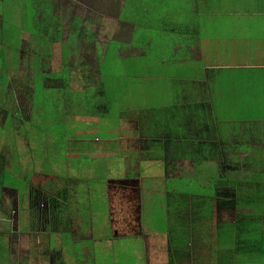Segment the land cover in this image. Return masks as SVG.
<instances>
[{"label": "rangeland", "instance_id": "1", "mask_svg": "<svg viewBox=\"0 0 264 264\" xmlns=\"http://www.w3.org/2000/svg\"><path fill=\"white\" fill-rule=\"evenodd\" d=\"M105 1L107 2L103 4L105 7L103 16L96 15V19L93 17L100 24L99 29L98 23L95 24L89 35L84 34L81 42H69L70 49L61 50L50 49L51 43L52 45L56 44L55 42H49L48 44L47 40L48 49L43 53V56L40 55L39 51H33V45H30L28 46L29 50L19 51V67L16 70H10V74L7 73L8 70L0 73L4 75V83L0 85V118L5 116L4 110H6L15 112L14 115L19 113V118L13 116L21 122V124H15L13 132L11 131L13 130L12 123L8 119L3 121L0 119V128H4L0 130V229L14 235L13 238L7 241L10 245H13V252L30 251L31 248L41 252L38 264H46V261L48 262L55 254H57L56 264H95L97 262L95 253L100 250L101 252L108 249L111 251L116 250L112 248L114 245L120 246L119 249L121 247L126 248L124 237L136 239L137 236H146L150 233L151 236L153 235L151 238H155L156 232L153 230L152 224L141 227L140 224L142 223L154 224L156 222L158 225L160 219H162L161 221L169 229L174 228L179 220L185 219L187 228L192 229L193 219L190 210L193 197L190 195L177 197V194L169 192L184 190L190 194L202 191L211 193V189L206 187L212 185V175L217 172H222L223 175H227L231 179L233 173L238 170L237 176L245 179L251 178L254 181L260 179L259 171H264V161L252 165L251 168L248 165L245 170L237 169L234 165L239 167L243 165L234 163L232 155L227 153V148L221 147L216 144L217 142H209L212 147H206L202 145V142L193 143L190 141L194 140L182 137L180 141H177L182 144L181 147L172 144L175 134L172 131L170 120L173 115L166 116L164 122L159 124L156 134H149L143 128L136 126L137 122L132 120L135 115H130V113L137 112L136 107L156 108L167 106L174 101L179 90H186L185 85L188 90H194L195 84L193 83L195 80H202V76L200 72L192 73V70L187 67L165 66L162 64L163 62H170V56L175 45L182 44L189 36L185 37V34L181 31L169 27L166 24V19L156 25L146 21L147 25L151 24L153 26L151 29L159 28L155 32L158 33V36L157 38L154 37L153 47L146 48V45L141 43V46L131 48L129 41L135 26L122 20L123 9L121 13L117 0H114L113 3L111 0ZM170 2L174 5V8H177L175 4L182 3L180 0H171ZM137 3L135 2L132 5L131 11L134 10ZM41 9H47L49 13H53L48 9L47 4L41 5ZM24 13L25 31L31 34L41 31L42 36H48L51 29L48 24H44L46 21L42 20L40 24L36 23L37 12H35L32 0L24 2ZM106 14L108 16L104 17ZM247 24H249L248 21ZM251 26L258 27L259 24L255 22V26ZM239 27H244V24L241 23ZM247 27L245 26V28ZM137 34L141 37L143 31ZM137 34L135 40L140 42L141 39L137 38ZM190 37L193 38V35H190ZM64 40H66L65 37ZM155 42H158V44L155 45ZM151 50L154 51L151 52ZM58 52L61 53L59 61ZM106 55L107 58L104 62L111 63L115 74H117L116 77H113L116 80L109 84L110 92L114 91V87L120 88V113L124 112V114H121L118 125H116L113 117L102 120L100 125L105 123L108 128L111 127L108 131L112 133V137H109L106 133L108 128L100 129L96 134V138L93 137L94 140H89L91 144L89 147L94 149L97 143V152L108 154L110 157L117 155L116 169L112 170L113 173L119 174L120 172V174L117 175L118 177L105 180L103 179L104 174L110 175V171H105L96 178L89 176L87 179L90 183H88L87 180H84L86 178L81 179L78 177V172L74 171V175L70 173L73 168H71V163L68 161L60 166L58 170L53 165L56 173L59 171L64 175L66 174L67 177L62 176L59 178V175H50L46 172L51 171L50 156L55 155L57 158H62L66 156V153L69 158L78 156L77 150L81 148V143L85 140L84 137H81L82 134L79 133V128L82 126L78 122L82 121V117H84L80 114L86 112L90 115V111L94 112L95 110L89 108L91 105L85 108V97L75 95L72 92L69 94L68 89H62L63 95L67 97L63 100V107L67 114L64 122L61 123V127H59L60 120L55 118V114L58 115L62 100L50 104L49 108L42 107L46 96L49 95L45 89L42 95L38 94L36 96L35 108L32 110V93H30V90L33 80L36 79L37 73H41V71L43 74L46 71L47 74H52V69L58 62L59 73L57 77L64 80L67 77L64 75L67 74V70L75 68L81 70L85 67L88 68V66L91 68L93 64H100ZM207 61L210 63L218 62L215 59H207ZM224 72L233 71L225 70ZM179 77L188 79L186 82L183 81L184 79L179 82ZM104 81L108 84L106 80ZM209 81L212 90L214 87H218L215 86L214 82H220L216 79ZM98 82L102 85L100 75ZM61 84L60 82H49V86L52 88L59 87L58 89H60ZM132 100H135V105L132 104ZM114 104L115 102L113 106ZM47 110L50 119L44 115ZM141 111L144 113V109H141ZM150 117L155 119L160 116ZM138 123L141 124V120ZM63 128H65V131ZM163 128L164 137L161 136ZM49 133L56 136L55 145L47 142L50 141L46 138ZM131 139L135 142L137 140L142 142L137 151L138 155L133 156L130 149L126 148L125 141ZM145 139L157 144H164L165 147L158 145L156 148L153 145L154 160L160 168L147 167L144 170L145 176H137L135 171L130 172L133 170V165L139 166V162L132 165L130 159L134 157L136 161L137 156H139L140 159L144 160L141 163L147 164L150 162V157L144 147ZM203 142L206 143V141ZM8 147L10 148L8 149ZM50 147H52V151H50ZM217 151H220V153H217ZM255 152L256 150H252L250 154L253 155ZM263 155L261 153L258 157L264 160ZM221 158L222 163H217V168H214L215 163L211 161ZM179 159L187 167V171L189 170L192 174L188 172L186 174L187 178H176L174 186H169L168 189L165 178L178 176ZM165 165L172 169L167 174L165 172L168 169ZM201 167L204 169L201 170ZM174 168H178V171ZM85 171L83 170V172ZM162 173L165 176L158 178V175ZM85 175H87V172H85ZM200 182H204L206 187H204L205 185L202 186ZM197 184L200 188L197 187ZM171 187L176 190L171 191ZM199 189L201 190L198 191ZM95 193H99V195L96 196ZM220 196L217 193L212 202H204L206 208L203 210L202 216L206 223L199 228V234L204 241V247L213 248V252L207 251V253L214 255V261H217L215 257L217 254L218 258L219 252L216 249L223 247L219 233L226 239V245H229L232 249L236 237H240L239 239L246 240L242 243L243 250L257 253L261 233L264 232V219L253 222V225L250 226L249 223L248 225L238 223L235 227L223 226L216 219V210L223 213L226 210L224 206L231 207L235 201V196L223 195L221 198ZM217 200L220 201L218 205H215ZM221 203L223 204L221 205ZM244 212L248 216L252 215V220L257 218L253 209H247ZM248 220L249 217L243 223ZM136 222L140 225L139 227L136 226ZM23 224L26 227L25 234H21L23 231H20ZM249 232L254 236L252 240L247 239L245 236ZM64 234L68 235L69 242L64 239ZM191 234L189 232V235ZM144 238H150V236ZM191 242L193 241L189 238L187 248L191 246ZM3 247L8 248L10 246L6 244V241H3ZM152 248L157 253L165 252L166 245L154 239ZM48 249L52 252L51 257L45 255ZM234 249L238 250L237 247ZM69 251H72V253L69 254ZM79 254L80 257H78ZM189 255L190 253H187L186 257ZM244 262L264 264V256H249L244 259Z\"/></svg>", "mask_w": 264, "mask_h": 264}, {"label": "crops", "instance_id": "2", "mask_svg": "<svg viewBox=\"0 0 264 264\" xmlns=\"http://www.w3.org/2000/svg\"><path fill=\"white\" fill-rule=\"evenodd\" d=\"M25 1L0 0V65L7 61L6 70H8V74H10V70H16L19 67V51L23 49L29 50L28 46L30 45H33V51H39L41 56L48 49L47 40L48 44L49 42H55L56 44L52 45L51 43L50 49L69 50V42H72L73 39L64 40L65 34L72 30L76 34L75 27H78V31L82 32L81 34L89 35L95 24L98 23L95 20L96 15L99 17L103 16L105 9L103 4L107 2L105 0H32L35 12H37L36 23L40 24L44 20L46 21L44 24H48L51 29L48 36L44 37L41 35V31L32 34L25 31ZM111 1L112 3L114 2V0ZM126 1L117 0L121 13ZM138 1L147 0H132V4ZM162 1L168 2V0ZM180 1L182 3L176 4V7L186 3V0ZM43 4H47L48 9L53 11V13H49L47 9H41ZM192 6V11L188 15L190 21L188 22V27L178 30L185 34V37H189H186L182 44L175 45L174 51L170 56V62H163L162 64L165 66L187 67L192 70V73L200 72L202 80H195L193 83L195 84L194 90H188L185 85L184 88L186 90H179L174 101L167 106L136 108L137 112L130 113V115H135L136 117L134 116L132 120L137 122L136 126L143 128L149 134H156L159 124L164 122L166 116L173 115L170 120L172 131L175 134L172 144L181 147L182 144L177 141H180L182 137L194 140L190 141L193 143L202 142V145L206 147H212L209 142H217L216 144L227 148V153L232 155L234 163L243 165L241 167L234 165V167L245 170L250 165L251 168L252 165L264 161L258 157L259 154H264V0H193ZM177 15L180 16L179 14ZM107 16L106 14L104 17ZM164 16L168 17V15ZM132 19L135 18L133 17ZM162 19L164 20L163 17L160 16L159 18L157 15L152 18L156 23ZM148 20H144V23L146 24ZM247 21L249 24H247ZM255 22L259 24L258 27L251 26H255ZM241 23L244 24V27H239ZM230 25L231 27H229ZM99 26L100 24L98 23V29ZM245 26L248 27L245 28ZM134 31L135 28L129 41L131 48L139 47L142 43L141 40L140 42L135 40L136 34H134ZM190 35H193V38ZM54 36H57V38L58 36L62 37L55 41ZM43 37L44 39H42ZM148 42L146 41L142 45H146V48L150 47L147 44ZM207 59H215L218 62L210 63ZM225 70L233 72L225 73ZM3 79L4 75L0 74V85L4 83ZM178 79L179 82H181V79L186 82L188 78L179 77ZM213 79L220 80V82H214L215 86L218 87H214L212 90L209 80ZM187 84L189 83L187 82ZM30 93H32V108L33 89L30 90ZM141 109H144V113ZM4 112L5 116H3L4 119L3 117L0 118L1 121L7 120V116L15 114V112L6 110ZM121 114H124V112H121ZM14 116L19 118V113ZM14 116L13 119L17 120L18 124H21ZM150 116L160 117L154 119ZM140 120L141 124L138 123ZM163 133L164 128L161 136ZM89 140L93 139L85 138L81 143V148L86 146L85 142L89 147L91 145ZM202 140L206 141L207 144ZM66 141L68 142V139ZM131 143L133 146L139 147L142 142L140 140L135 142L131 139V142H128V148L131 147ZM96 145L94 150L98 148ZM153 145L165 147L164 144H157L145 139L144 147L150 157V162L152 160L151 156L154 155L149 148ZM81 148L77 150L78 154L82 150ZM252 150H256L253 155L250 154ZM137 151L138 148L130 150L133 156L138 155ZM217 153H220V151H217ZM107 157L112 158L108 154ZM130 161L132 165L139 162V166L133 165L132 167L137 176H145L144 170L147 167L154 168L150 162L147 164L141 163L144 160L140 159L139 156H137L136 161L134 157ZM180 162L183 163L179 159L178 172H187V167L182 169L181 166H184V163L181 164ZM211 162L217 166V163H222V158ZM237 171L235 172L237 173ZM168 172L169 170H166L165 174ZM219 173L217 172L216 174ZM165 174L158 175V178L164 177ZM259 178V180L253 181L251 178L245 179L241 177L242 180H245L238 184L243 191H247L246 187L251 184L259 185L262 182L264 184V171H259ZM223 180L219 178L208 186L212 187L211 193H209L211 197L192 196L193 202L190 211L192 212L193 222L190 233L194 234L193 236H196V238L194 241L192 240L193 242L188 248L187 243H184L182 250L177 253V259H175L173 254H170L169 242L173 239L170 230L167 228L166 231L158 230L157 228L160 225L154 222V224L142 223L140 225L141 227H146L152 224L153 230L156 232L155 238H151L153 235L151 236L150 233L146 234V236H137L136 239L124 237L126 239V248L121 247L119 249L118 247L120 246L114 245L112 248L116 250L111 251L108 249L104 252L100 250L98 254L95 253L97 262L100 258L102 264H252L251 262H244L245 258L251 256L250 251L248 250L249 252L246 253L240 251L243 248L242 243L246 241L245 239L236 237L237 239L233 245L238 250H235L226 245V239L219 233L223 247L216 249L219 252V256L217 258L216 254L215 259L217 261L215 262L214 255L207 253V251L213 252V248H205L204 241L200 238L199 228L206 223V220L200 216L201 212L206 208L204 202H207V200L212 202L217 193L221 196H235L234 203L231 207L225 205L224 208L226 210L223 213L216 210L218 223L226 227H235L238 223L241 225H248V223L253 225V222H259L257 219L252 220L253 216H248L244 212L247 209H252L248 206L246 199L237 198V193L233 191L234 189L225 184ZM7 189L9 190V188ZM187 195L189 196V194ZM207 195L205 194L204 196ZM177 197H185V194L178 193ZM219 201L217 200L215 205H218ZM239 201H241L240 204L243 206H240ZM248 217L249 220L243 223ZM185 221V219L179 220L174 228L180 232L184 229H189ZM140 225L136 222L137 227ZM22 227H24V224L20 228V231H23L21 234H25L26 227L23 229ZM13 236L6 230L0 229V264H38L41 252L35 251L34 248H31L30 251L20 250L13 252V245L7 242ZM149 236L150 238H144ZM245 236L248 238L247 234ZM154 239L161 241V244L165 243V252L157 253L152 250ZM3 241H6V244L10 247H3ZM98 248L100 249V246ZM23 251L27 253L26 256ZM187 253H190V255L186 257ZM45 255L51 257V250L48 249ZM56 255L52 256L48 262L46 261V264H56ZM78 257H80V254ZM101 262H98V264H101Z\"/></svg>", "mask_w": 264, "mask_h": 264}, {"label": "trees", "instance_id": "3", "mask_svg": "<svg viewBox=\"0 0 264 264\" xmlns=\"http://www.w3.org/2000/svg\"><path fill=\"white\" fill-rule=\"evenodd\" d=\"M171 0H168V2L162 1V0H147V1H143L140 2L138 1V3L136 4V6L134 7V10L131 11V7L133 2L132 0H127L125 2L124 8H123V13H122V20L123 21H127L132 23L135 26V31L134 34L140 33L143 31V34L141 37L138 36L137 34V38L140 39L141 38V42L142 43H146V41H149L148 44L150 46V48L153 47L152 43L154 41V37L157 38L158 33H155L156 29H159L158 27H155V29H151L153 28L151 24L156 25L157 23L153 22L152 18L157 15L161 17H163L164 19H166V24L177 30H182L183 28L188 27V22L189 21V13L190 11H192V4H193V0H186L185 4L180 5V7L174 8L173 4L170 2ZM176 5V4H175ZM158 12V13H156ZM177 14H179L180 16H178ZM164 15H168V17L164 16ZM170 16V17H169ZM135 19H132V18ZM149 17V18H148ZM149 19L148 21L151 23L150 25L147 26V24L144 23V20ZM163 20V19H162ZM161 20V21H162ZM160 22V21H159ZM77 33L74 34V30H72L71 32L69 31V33L65 34V39H73L72 43H74L75 41L81 42V40L83 39L84 34H81L82 32L78 31V27H75ZM62 36H54L55 41H57V39H60ZM160 37V36H159ZM158 43V42H157ZM154 43V44H157ZM60 46V45H59ZM154 50H151V52H153ZM61 53L58 52L57 57H58V61H59V57H60ZM107 58V55L103 58L102 62L100 64H93L91 68L85 67L81 70H79L78 68L75 69H69L67 70V77H65V79L63 80V78L59 79L58 76V63L55 64V67L52 69V74H47V71L44 72V74L40 72L37 73L36 79L33 80L32 83V88L33 89V104H32V110L35 108V99L36 96L38 94L42 95L44 90H47V93H49V95L46 96L44 103L42 104V107H46L49 108L50 104L52 105L54 102H56L57 100H62L61 105L59 106L58 109V115L55 114V118L59 119V127H61V123L64 122V118L66 116V110H64L63 107V100L67 99V97L65 95H63L64 93L62 89H68L69 90V94H71V92L75 95H79L81 97H85L86 102H85V108H87L88 105H91L89 108H94L93 110H95L94 112L90 111V115L87 114L86 112H83V114L80 115H84V117H82V121L78 122L80 123V125L82 127H84L83 129L79 128L80 131L79 133L82 134L81 137L86 138V139H95L96 138V134L97 132L100 131V129H105L108 128V126L105 123H102V125H100L102 120H105L107 118H111L113 117V119L116 122V125H118V123L121 120V102L119 103V93H120V88H116L114 87V91L110 92V88H109V84H111L112 82H114L116 79L113 77H116L117 74H115L114 70H113V65L109 62H104ZM7 62V61H6ZM6 62L4 64L0 65V73L6 71ZM79 66V65H78ZM84 67V66H81ZM89 70H91L89 72ZM70 74V75H69ZM100 75V79H101V84H99L98 82V78ZM67 80H70L69 82H66ZM106 80L108 82L105 83ZM50 81H54L56 83H62L60 86V89L58 88H52L49 86V82ZM44 82V84H43ZM82 82V83H80ZM102 86V89H101ZM113 93V94H112ZM76 99V98H75ZM132 104L135 105V100H132ZM115 102L114 106L113 103ZM138 108V107H136ZM73 109V108H72ZM115 109V110H114ZM56 111V110H55ZM44 115L50 119L49 115V111L47 110L46 112H44ZM103 116H105L103 118ZM11 123H12V128L15 126V124H18L17 120L13 119V116H7V118ZM84 121H86L87 123H85ZM104 122V121H103ZM14 123V125H13ZM66 123V121H65ZM63 126V125H62ZM64 127V126H63ZM111 127H109L106 130V133L109 137H112V133H110L108 130ZM4 129L3 127L0 128ZM14 129L11 130L14 132ZM63 130L65 131V128H63ZM60 134V133H59ZM95 137V138H93ZM46 138H48L50 141H47L49 144L52 143V145L56 144V136H52L50 133L49 135L46 136ZM54 140H53V139ZM131 142V140H128V142ZM128 142L127 140L125 141L126 143V148L128 149ZM66 143V142H65ZM85 147L81 148L82 150L80 151V153L78 154V156H73V157H67V153L66 156H63L62 158H57L54 156H50L49 160L52 163L51 166V171H46L48 172L50 175H59V178L63 177H67L66 174H62L61 172L58 171V173H56L55 168L53 165L56 166L57 170L60 166H62L65 162H70L71 163V168L72 171L70 172L71 174L74 175V171L78 172V177L81 179L84 178H88L90 177H98L100 176V173L105 172V171H110V175L104 174L103 179L108 180L110 179L112 176L116 177L119 174H115V172L113 173L112 169H116V164L118 161V156L112 157V158H108L107 155L105 154H101L99 152H97L96 150L98 148L92 149V147H88V144H86L85 142ZM14 147V145H13ZM12 147V148H13ZM10 147H8L9 149ZM139 147L133 146L131 143V147L129 148L131 149H137ZM157 148V147H156ZM151 151L153 152V146L150 148ZM50 151H52V147H50ZM66 151V150H65ZM52 154V152H50ZM92 157V158H91ZM91 158V161H90ZM151 158L153 160H151L150 163H152L153 167H159L157 165V163L154 160V156H151ZM88 159V160H85ZM116 161V162H114ZM190 162V161H188ZM192 162H196V161H192ZM119 164V163H118ZM203 164V163H202ZM166 169L168 170H172L170 169V167L168 165H165ZM181 168L186 169L185 166H181ZM214 168H217L216 165L214 166ZM174 169H178V168H174ZM204 168L201 167V170H203ZM45 170V169H44ZM83 170H86L85 172H87V175H85V172H83ZM66 171V170H65ZM64 171V172H65ZM135 170L133 169L130 173H133ZM178 171V170H176ZM63 172V173H64ZM189 172V170L184 173L182 172H178V176L176 177H170L167 179V177L165 178V183L167 188L169 189V186H174L175 184V179H181V178H187L186 174ZM190 173V172H189ZM21 174V172H20ZM192 174V173H190ZM49 175V176H50ZM56 177V176H55ZM221 178L223 180V182L227 183V182H231L230 184H227L229 187H232L235 193H237V198L242 199L245 198L248 206H250V208H252L255 211L256 214V219L258 221L264 219V184L263 182L261 184H251L249 187H246L247 191H243L240 187V185L238 183H240L242 181L241 177L237 176V173L234 172L233 173V177L231 179L228 178L227 175H223L222 172H220L219 174H213L212 175V181L211 184H213L215 182V180ZM88 181V179H87ZM92 181V180H91ZM88 183H90L88 181ZM202 184V186H204V182H200ZM197 187L200 188V186ZM206 187V185L204 186ZM204 187H201L202 189ZM211 189L212 187H206ZM171 191H175V188H170ZM201 189H199L198 191H200ZM171 193H181V194H189L190 196H198V197H211V195L209 193H204L202 192H198V193H187V191L181 190L179 192H171ZM96 196L99 195V193H95ZM207 196H204V195ZM244 194H248V195H244ZM97 199V198H96ZM207 202H209V200H207ZM241 201H239L240 204ZM240 206H243L240 204ZM200 216L203 218L202 216V212L200 214ZM160 226H158V230H162V231H166V226L165 224L160 221ZM250 226V224H249ZM170 232H171V236L173 237V239L170 240L169 242V249H170V254H173L175 256V259H177V253L179 251L182 250L184 243H187L186 245L189 246V238H191L193 241L195 240L196 236H193L194 234L189 235L190 232V228L189 229H184L181 232L176 229V228H169ZM64 239L66 241L69 242L68 240V235L64 234L63 235ZM254 238L253 234H251L249 232L248 234V238L249 240H252ZM258 247V251L257 253L251 251L249 252L248 250H243L240 249V251H242L243 253L249 252L251 254V256H255V255H261L264 256V232L261 233V240H260V246ZM72 248V247H71ZM255 248V247H253ZM72 252V251H69ZM98 254V252L96 253ZM98 258V257H97ZM100 260V258H99ZM101 262V260L99 261V263ZM102 264V262H101ZM252 264H256V263H252Z\"/></svg>", "mask_w": 264, "mask_h": 264}]
</instances>
